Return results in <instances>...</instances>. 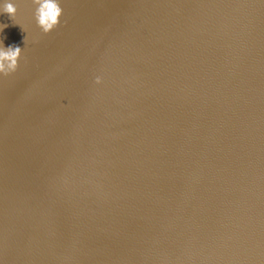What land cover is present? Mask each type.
Segmentation results:
<instances>
[{"label":"water","instance_id":"obj_1","mask_svg":"<svg viewBox=\"0 0 264 264\" xmlns=\"http://www.w3.org/2000/svg\"><path fill=\"white\" fill-rule=\"evenodd\" d=\"M5 2L0 264H264V0Z\"/></svg>","mask_w":264,"mask_h":264},{"label":"clouds","instance_id":"obj_2","mask_svg":"<svg viewBox=\"0 0 264 264\" xmlns=\"http://www.w3.org/2000/svg\"><path fill=\"white\" fill-rule=\"evenodd\" d=\"M34 4L37 6L34 16L43 32L48 33L60 24L63 9L59 0H34ZM3 12L14 19L17 14L16 4L8 0V2L3 4ZM7 26L4 24L3 28ZM21 55L22 48L20 46L4 47L2 42H0V73L5 76L14 73L18 69Z\"/></svg>","mask_w":264,"mask_h":264}]
</instances>
